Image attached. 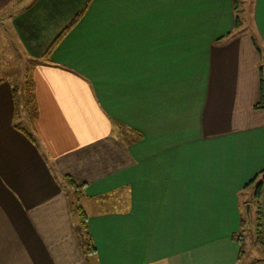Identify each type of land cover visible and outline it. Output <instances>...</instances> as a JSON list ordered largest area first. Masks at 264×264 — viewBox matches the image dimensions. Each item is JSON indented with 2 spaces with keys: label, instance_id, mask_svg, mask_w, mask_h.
<instances>
[{
  "label": "crops",
  "instance_id": "0c3cea01",
  "mask_svg": "<svg viewBox=\"0 0 264 264\" xmlns=\"http://www.w3.org/2000/svg\"><path fill=\"white\" fill-rule=\"evenodd\" d=\"M249 4L236 30L233 0H0V264L238 263L264 170V0ZM260 202L264 239V181Z\"/></svg>",
  "mask_w": 264,
  "mask_h": 264
},
{
  "label": "trees",
  "instance_id": "16d2710c",
  "mask_svg": "<svg viewBox=\"0 0 264 264\" xmlns=\"http://www.w3.org/2000/svg\"><path fill=\"white\" fill-rule=\"evenodd\" d=\"M241 2L240 0H233V6H234V12H235V23L234 28L237 30L242 26L241 18L238 15V11L240 9ZM87 7H85L71 22V24L54 40V42L49 47L48 51L46 52L44 56V60H47L49 58V55L53 48L61 41V39L64 37V35L80 20V18L85 13V10ZM30 84L28 83L26 87V118L31 126V128H34V122H35V106H34V99L32 97ZM261 93L262 98L260 103L257 105V108H264V98H263V84L261 86ZM16 96V95H15ZM16 101V100H15ZM16 112V111H15ZM27 134V133H26ZM28 138L31 137V135L27 134ZM138 137V135H137ZM264 181V170L260 172L251 182H249L245 189L250 188L254 186V193L250 199L249 202L245 205L246 215L243 219V227L241 229V232L238 233L235 238L239 242L240 245V253L238 257V263L237 264H243V260L246 257V252L243 250V242L247 240V238L251 239V244L257 247L260 254L262 255L261 259L253 260L250 264H264V239H263V231H262V210H261V195H262V185ZM66 183L74 189V195H73V211L76 214L78 218V226H77V233L82 239L83 242H85L87 246V251L90 253L94 249L92 247L88 232H87V217L83 210L79 207L78 201L75 202L74 198H77L80 193V190L82 186H78L76 183H74L73 180L66 177ZM250 205V212L249 215L247 214V207ZM251 208L253 210L251 211Z\"/></svg>",
  "mask_w": 264,
  "mask_h": 264
},
{
  "label": "rangeland",
  "instance_id": "374dc122",
  "mask_svg": "<svg viewBox=\"0 0 264 264\" xmlns=\"http://www.w3.org/2000/svg\"><path fill=\"white\" fill-rule=\"evenodd\" d=\"M27 2H24L23 4H26ZM240 2L241 5L238 11V15L243 21L244 28L248 29L250 23V0H240ZM21 3L19 2V4ZM0 28L2 27L0 26ZM3 32L5 31L0 29V35H2ZM3 60L6 59L4 58ZM29 67V61L25 57H23L22 51L18 49V47H16L13 42V85L15 87V95L17 99V120L23 118L24 116L26 117V109L24 107L23 101L26 95V87L29 83ZM18 124H21V120L18 121ZM74 199L75 202H77L78 198ZM243 250L246 252V257L243 260V264H250L253 260L259 259L261 257L259 250L256 246L251 244V239L249 238H247V240L243 242Z\"/></svg>",
  "mask_w": 264,
  "mask_h": 264
},
{
  "label": "water",
  "instance_id": "95a60500",
  "mask_svg": "<svg viewBox=\"0 0 264 264\" xmlns=\"http://www.w3.org/2000/svg\"><path fill=\"white\" fill-rule=\"evenodd\" d=\"M247 212L249 213V206L247 207Z\"/></svg>",
  "mask_w": 264,
  "mask_h": 264
}]
</instances>
